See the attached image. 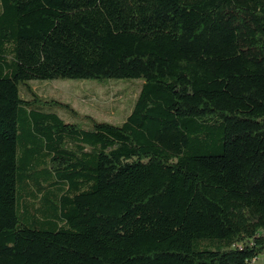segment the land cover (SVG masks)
I'll return each mask as SVG.
<instances>
[{"label": "trees", "instance_id": "obj_1", "mask_svg": "<svg viewBox=\"0 0 264 264\" xmlns=\"http://www.w3.org/2000/svg\"><path fill=\"white\" fill-rule=\"evenodd\" d=\"M58 78L141 81L112 122ZM263 252L264 0H0V264Z\"/></svg>", "mask_w": 264, "mask_h": 264}, {"label": "rangeland", "instance_id": "obj_2", "mask_svg": "<svg viewBox=\"0 0 264 264\" xmlns=\"http://www.w3.org/2000/svg\"><path fill=\"white\" fill-rule=\"evenodd\" d=\"M139 79H34L31 86L40 94L70 102L78 112L98 119L121 122L129 114L132 101L139 91ZM65 119L67 113L60 111ZM254 264H264V252Z\"/></svg>", "mask_w": 264, "mask_h": 264}, {"label": "built area", "instance_id": "obj_3", "mask_svg": "<svg viewBox=\"0 0 264 264\" xmlns=\"http://www.w3.org/2000/svg\"><path fill=\"white\" fill-rule=\"evenodd\" d=\"M255 262V260H253Z\"/></svg>", "mask_w": 264, "mask_h": 264}]
</instances>
